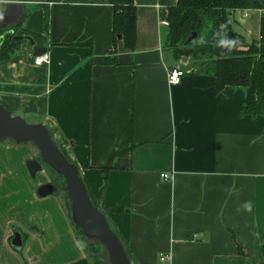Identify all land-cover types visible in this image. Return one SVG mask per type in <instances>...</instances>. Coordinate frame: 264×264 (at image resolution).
<instances>
[{"label":"crops","instance_id":"0c3cea01","mask_svg":"<svg viewBox=\"0 0 264 264\" xmlns=\"http://www.w3.org/2000/svg\"><path fill=\"white\" fill-rule=\"evenodd\" d=\"M134 2L133 48L120 36L113 42L107 0L23 2L31 10L15 35L24 38L0 58V102L48 128L91 200L107 209L133 264H264V114L245 112L256 97V62L247 85L216 90L212 73L166 44L160 20L175 0ZM231 16L232 29L264 53V7ZM44 51L48 60L35 63ZM177 63L185 72L171 84L167 69ZM6 138L0 264H19V253L31 264H90L47 172L35 180L26 167L35 145L20 151L24 141ZM45 182L52 192L38 194ZM15 231L20 249L11 245Z\"/></svg>","mask_w":264,"mask_h":264},{"label":"trees","instance_id":"16d2710c","mask_svg":"<svg viewBox=\"0 0 264 264\" xmlns=\"http://www.w3.org/2000/svg\"><path fill=\"white\" fill-rule=\"evenodd\" d=\"M113 5L112 32L113 42L118 34L126 47L133 48L136 38V5L134 0H107ZM264 0H175L168 6L166 18L168 20V33L166 44L172 49L173 55L180 58L188 55L195 61L197 70L210 72L215 76V89L220 90L226 84L247 85L253 62H256V97L247 102L245 112L264 114V53L258 49V41L247 40L244 35L232 29V10L236 8H263ZM30 7H24L14 27L18 28L30 12ZM48 11L44 12L45 27L48 26ZM196 31V36L187 41L191 31ZM232 33L223 39L226 31ZM23 35L11 33L0 43V58L10 56L19 45ZM107 61H116V56L107 57ZM264 132V127H263ZM39 160H41L39 154ZM43 164L57 174L62 187L63 177L53 170L48 164ZM66 200L69 199L66 194ZM70 208V207H69ZM119 209V207H113ZM102 209L107 217L110 227L120 237L123 247L132 263V257L127 248V243L107 215V209ZM79 239L89 258L90 264L104 261L99 256L102 243L95 238H87L80 227L74 224ZM264 253V242L262 244ZM105 249V248H104ZM106 250V249H105ZM108 261V259H107ZM108 264L109 261H108Z\"/></svg>","mask_w":264,"mask_h":264},{"label":"water","instance_id":"95a60500","mask_svg":"<svg viewBox=\"0 0 264 264\" xmlns=\"http://www.w3.org/2000/svg\"><path fill=\"white\" fill-rule=\"evenodd\" d=\"M25 1L27 0H14L7 4L0 12V27L19 19ZM231 33L232 30L226 31L223 39ZM196 34V31H191L186 40L189 41ZM168 36L169 33H167ZM1 38L0 35V41ZM37 48L35 46V49ZM5 137H11L17 142L31 141L38 148L42 161L36 158H27L25 161L30 175L35 176L36 172L42 168L43 162L59 173L64 180L73 223L80 227L87 238H95L102 243L110 264H131L121 239L110 227L105 212L91 200L77 164L67 159L53 140L48 128L41 122L26 121L20 114L12 113L0 102V138ZM52 190V183L45 182L39 185L37 193L42 195ZM11 245L15 249L21 248L22 235L19 231L14 232Z\"/></svg>","mask_w":264,"mask_h":264},{"label":"rangeland","instance_id":"374dc122","mask_svg":"<svg viewBox=\"0 0 264 264\" xmlns=\"http://www.w3.org/2000/svg\"><path fill=\"white\" fill-rule=\"evenodd\" d=\"M6 6H0V8H1V11L5 8ZM244 26L245 25H243L242 27L244 28ZM24 117V119L26 120V121H28V122H31L30 121V117L29 116H26V115H24L23 116ZM5 142L4 143H8V142H10L11 144H13V145H16V141H12V139L10 138V137H7L5 140H4ZM21 143H23V142H21ZM21 145V144H20ZM32 146H33V143L31 142V141H24V143L20 146V151H21V149L22 150H28L29 148H30V150H31V148H32ZM33 158H36V159H38L39 160V151H38V148L36 147V146H34V156H33ZM42 169L44 170V172H47L46 174H47V176L49 177L48 179H50V181H52L53 182V184H54V188H55V193H56V195H58L59 197H60V199H61V201H63V202H65V203H67V208H68V214H69V216H70V208H69V202L66 200V191L64 190V188L62 187V184H61V181H60V179H59V177L57 176V174L55 173V172H53L52 170H49L44 164H43V166H42ZM41 178V174H40V172H37V174H36V176L34 177V179L35 180H38V179H40ZM57 196V197H58ZM71 217V216H70ZM74 232H75V234L77 235V237H80L81 236V233H78L77 232V230L76 229H74ZM2 237V235H1V233H0V238ZM1 242H2V240L0 239V246H1ZM16 255H19L17 258H18V260L20 261V263L19 264H31V263H33L31 260H23V255H21V253H19V254H16ZM5 256H8V255H5ZM99 256H101L102 257V259L104 260V261H102V262H98V263H95V264H108V261H107V252H106V250L102 247V250L100 251V253H99ZM20 257V258H19ZM0 263H1V261H0ZM84 263V262H83ZM83 263H81V264H83Z\"/></svg>","mask_w":264,"mask_h":264},{"label":"built area","instance_id":"2783aa9c","mask_svg":"<svg viewBox=\"0 0 264 264\" xmlns=\"http://www.w3.org/2000/svg\"><path fill=\"white\" fill-rule=\"evenodd\" d=\"M163 24L168 25V20L166 17L162 18L160 20ZM49 58V54L47 51L42 52L41 54L35 56L34 58V62L35 63H40L41 61H46ZM184 69L182 68L180 63H177L171 67H169L167 69V80L169 83H177L180 79V77L183 75L184 73ZM164 177H168V173L163 172L161 173ZM164 255L161 256V258H163Z\"/></svg>","mask_w":264,"mask_h":264},{"label":"flooded vegetation","instance_id":"af4514ba","mask_svg":"<svg viewBox=\"0 0 264 264\" xmlns=\"http://www.w3.org/2000/svg\"><path fill=\"white\" fill-rule=\"evenodd\" d=\"M11 1H14V0H10V1H7V0H0V2H11ZM7 4V3H6ZM1 12V11H0ZM16 22H10L8 23L7 25L3 26V27H0V35L2 36L1 38V41L0 43L8 36L10 35L11 33H16V29L14 27ZM43 165V164H42Z\"/></svg>","mask_w":264,"mask_h":264}]
</instances>
